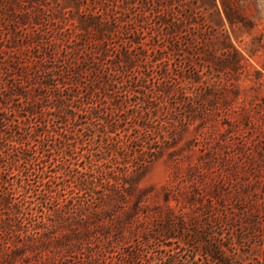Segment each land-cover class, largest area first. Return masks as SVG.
<instances>
[{
	"label": "rangeland",
	"instance_id": "obj_1",
	"mask_svg": "<svg viewBox=\"0 0 264 264\" xmlns=\"http://www.w3.org/2000/svg\"><path fill=\"white\" fill-rule=\"evenodd\" d=\"M191 3L192 0H0V61L13 52V61L21 69V64L36 54L33 33L37 29L46 32L49 40H56L57 55L62 57L79 43L84 33L79 25L85 12L107 19L117 16L118 26L100 71L104 74L117 56L130 49L137 61L124 78L136 81L128 104L144 99L143 93L154 103L157 96L161 98L153 90L157 84L180 85V95L161 98L153 122L159 126L155 134L167 142L122 207L120 218L136 213L140 219L133 229L125 231L130 245L119 243L113 236L115 224L107 226L105 236L119 243L110 253L113 260L119 264H154L153 255L163 248L169 251L180 238L187 241L188 249L199 242L195 250L203 254L204 235L166 230L167 220L173 226L182 218L189 228L193 221L203 224L205 211L194 194L213 196L212 188L217 185L218 194L226 196L224 200L219 195L211 198L214 214L226 216L222 228L212 223L218 242L233 257V264H264V234L244 237L241 246L234 244L239 241L241 229L249 228L254 221L264 228V0H235L242 21L228 24L212 19L208 23L211 31H207L201 18L196 23L186 19ZM38 20L42 23L38 24ZM175 25L179 30L173 36L174 48L167 33ZM93 48L96 47L89 50ZM164 67L168 71L165 78L161 76ZM85 77L90 76L86 73ZM3 79L6 84H14L21 78ZM88 118L82 112L77 115L82 127ZM50 154L52 158L57 155ZM8 178L6 187L19 200L21 194L13 191L15 173H8ZM247 190L250 198L244 194ZM249 199L257 204L252 213L246 210ZM37 211L33 213L38 215ZM32 227L24 219L9 228L0 227V264H73L80 245L82 250L86 245V236L96 233L99 241L104 236L98 233L100 228L89 232L85 227L71 226L58 228L61 235L54 241H35L28 237ZM34 230L39 232L41 228ZM141 236H150L151 245L143 256L131 259L127 254L131 246L142 242ZM69 243L75 246L73 253L66 252ZM199 263L214 264L200 257Z\"/></svg>",
	"mask_w": 264,
	"mask_h": 264
},
{
	"label": "trees",
	"instance_id": "obj_2",
	"mask_svg": "<svg viewBox=\"0 0 264 264\" xmlns=\"http://www.w3.org/2000/svg\"><path fill=\"white\" fill-rule=\"evenodd\" d=\"M191 4L193 7L186 19L196 23L201 18L202 24L208 26L207 31L213 30L208 24L212 19L228 24L242 21L235 0H192ZM81 17L79 29L84 33L79 43L62 57L57 55L56 40H49L46 32L40 33L37 29L33 33L36 35L33 41L37 40L36 54L20 62L23 63L21 69L13 61V52L5 54L0 61V227L6 229L20 224L22 219L27 220L33 225L28 237L35 241H54L61 235L58 230L66 227L81 226L89 232L100 228L98 233L104 235L103 240H97L96 233L86 236V245L83 250L80 245L73 264H119L110 253L119 243L130 245L125 231L133 229L140 221L136 213L120 218L122 207L134 194L147 166L167 142L155 134L159 126L153 122V116L160 109L161 98L180 95V85L157 84L153 90L158 91L161 98L157 96L154 103L143 93L144 99L128 104L136 83L134 79L124 80L137 61L131 50L117 56L104 74L100 71L109 55L111 35L118 26L117 16L107 19L85 12ZM178 30L179 26L175 25L167 33L174 48L173 36ZM51 45L54 47L49 48ZM91 46L96 48L89 50ZM81 56H84L83 61ZM86 73L89 78L85 77ZM167 74V68H162L161 76L165 78ZM4 76L21 79L6 84ZM81 112L89 116L84 127L77 120ZM50 153L57 155L52 158ZM8 173L16 175L13 191L21 194L19 200L6 187ZM217 188L213 186V196L194 194L205 211L203 224L193 221L189 228L184 226L187 222L182 218L173 226L167 220L166 230L204 235L205 252L195 250L199 242L188 249L187 241L180 238L169 251L163 248L154 254V264H200L199 257L203 262L211 259L214 264H233V257L227 255L218 242L212 225L215 222L220 229L226 221V216L214 214L215 204L211 198L219 195ZM244 194L250 198L249 190ZM219 196L223 200L226 197ZM246 204V210L251 213L257 205L252 199ZM36 210L38 215L33 213ZM5 211L9 213L4 214ZM254 222L249 228L241 229L239 241L234 244L241 246L244 237L264 234V228ZM110 224L117 226L113 236L119 243H114L112 236H105ZM36 227L41 230L33 231ZM141 238V243L131 246L129 258L143 256L146 247L151 245L150 236ZM74 247L69 243L66 252L73 253Z\"/></svg>",
	"mask_w": 264,
	"mask_h": 264
}]
</instances>
